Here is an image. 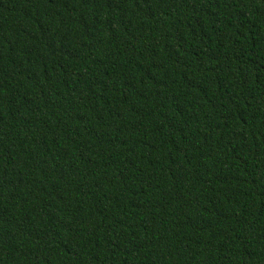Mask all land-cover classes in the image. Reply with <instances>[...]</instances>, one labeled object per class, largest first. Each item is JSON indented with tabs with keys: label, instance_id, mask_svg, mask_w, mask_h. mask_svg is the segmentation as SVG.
<instances>
[{
	"label": "trees",
	"instance_id": "obj_1",
	"mask_svg": "<svg viewBox=\"0 0 264 264\" xmlns=\"http://www.w3.org/2000/svg\"><path fill=\"white\" fill-rule=\"evenodd\" d=\"M0 264H264V0H0Z\"/></svg>",
	"mask_w": 264,
	"mask_h": 264
}]
</instances>
